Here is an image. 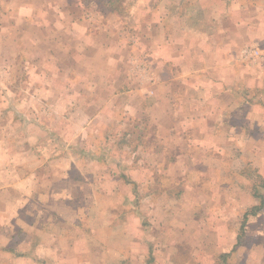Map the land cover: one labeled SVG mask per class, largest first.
I'll list each match as a JSON object with an SVG mask.
<instances>
[{
  "label": "crops",
  "instance_id": "obj_1",
  "mask_svg": "<svg viewBox=\"0 0 264 264\" xmlns=\"http://www.w3.org/2000/svg\"><path fill=\"white\" fill-rule=\"evenodd\" d=\"M93 1L86 0V3ZM107 3L110 4V0ZM94 17L99 18V14L93 15L87 10L81 15L68 16L64 21H72V27L84 25L90 32L94 28ZM169 19L176 20V17L169 16ZM183 19L186 21L188 18L183 16ZM230 19L236 20L233 21L235 29L243 24L242 21L240 24L237 16ZM185 28L165 32L166 37L192 36L189 40L191 43L198 31L186 25ZM246 28L250 29L249 26ZM156 31L154 28L152 36H158ZM225 31L222 42L216 44L204 41L201 31V41L197 44L184 42L181 45L170 38L164 40L156 50H151L159 70H155L147 59L136 61L140 57L138 54L135 59L137 70L133 69V74L124 78L126 86L119 91L109 84L111 76L105 74L107 81L102 87L103 103L106 107H112L114 103L113 107L118 108L119 112H56L55 116L52 115L61 123L71 116L73 129L83 130L74 137L66 155L59 151L53 157L46 158L41 151L43 144L37 141L20 151H14L11 142L6 146L0 144V149L4 150L0 155V264H43L49 258L58 262L67 261L68 253L73 259V250L68 249L74 238H77L75 245L83 239L89 246L115 243L119 253L129 257L135 232L143 228L144 206L151 214L162 210L167 216V227L171 223V228L175 229L174 222L183 220L187 211V201L184 203L186 188L178 197L172 198L168 192L174 184L171 170H175L176 165L182 169L186 166L185 187L192 183L199 185L202 175H205L203 184L214 192L216 184L223 179L229 180L222 170L230 162L245 163L243 169L247 167V173L249 167H254L253 172L260 176L252 178V183L240 191L247 198L246 201L250 200V204L240 208V234L244 236L247 228L257 221H262L263 227L264 172L255 165L261 164L260 154L254 152L255 142L250 141L248 145L251 150L241 151L240 158L236 160L225 156L239 144V126L233 124V116L243 112L244 133L257 123L253 122L252 112H263L261 119L264 121V28L258 33L262 41L244 38L242 43L236 45L233 31ZM98 49V46H93L91 50ZM185 49L188 51L186 55L183 53ZM193 52L200 55L201 60H193ZM81 54L85 56V53ZM181 55L184 56L183 61L176 63ZM170 63L175 69L172 75L166 72V66ZM106 64L109 65V62L106 61ZM128 97H133L140 105L151 99L154 106H162V111L155 112L154 108H150L139 112L140 107L138 109L136 106V112H127L130 107L123 99ZM178 101L183 104V120L174 109ZM117 114L120 117L123 115V119L113 130L108 122ZM177 115L178 119L175 120ZM84 117L86 119L80 121ZM146 117H149V124L144 121ZM122 120L138 123L134 127V141L140 144L138 149L136 143L134 149H118L127 141V134L129 138V130H133L128 125L124 128ZM142 120L144 123L139 122ZM178 120H181V124L176 125ZM241 137L249 141L248 136ZM85 141L88 144L86 147ZM65 143L62 146L60 143V150L65 149ZM258 147L261 148L259 143ZM8 168L14 169V172L8 171ZM241 173L238 175L242 176ZM125 179H132L135 184L125 185L122 183ZM205 192L206 195L212 193L208 190ZM213 200L214 208L216 201ZM262 204V209L254 215L249 214L248 221L244 222L245 214L256 211ZM263 232L251 242L250 252L256 250L264 255ZM230 236L234 247L229 252L220 251L214 264H239L234 262L235 257L244 245L238 235L231 232ZM87 255L88 260L107 264V255L103 253L100 260L99 252H95L93 247H90ZM244 264L252 263L245 260Z\"/></svg>",
  "mask_w": 264,
  "mask_h": 264
},
{
  "label": "rangeland",
  "instance_id": "obj_2",
  "mask_svg": "<svg viewBox=\"0 0 264 264\" xmlns=\"http://www.w3.org/2000/svg\"><path fill=\"white\" fill-rule=\"evenodd\" d=\"M107 2L108 0H95L88 4L86 0H0V144L6 146L11 142L14 151H20L37 141L43 144L41 151L46 158L53 157L59 151L66 155L65 153L70 151L69 146L74 137L83 130L73 129L71 116L61 123L52 115L55 116L56 112L64 114L119 112L118 108L113 107L114 103L112 107H106L103 103L102 87L107 81L105 74L111 76L109 84L119 91L126 86L124 78L133 74V69L137 70L136 61L147 59L146 61L151 62L155 70H159L151 56V50L152 48L156 50L166 39L170 38L176 44L182 45L184 42L197 44L203 38L204 41L216 44L222 42L225 30L231 29L234 45L242 43L244 38L262 41L258 33L264 28V0H147L146 3L145 0H110V4ZM87 10L88 13L93 12V15L99 14V18L94 17V28L90 32L84 25L72 27L70 26L73 24L72 21H64L68 16L81 15ZM174 15L176 20L169 19V16ZM183 16L188 19L185 21ZM231 16H237V20L243 22V24L240 22L238 29H235L236 20L231 21ZM185 25L189 29L198 31L195 33L197 37H194L191 43L189 40L192 36L166 37L165 32L169 33L179 27L185 30L187 29ZM247 26L250 29L246 28ZM154 28L157 29L158 34L155 37L152 36ZM200 31L204 33L201 38ZM229 43L231 42H227ZM87 44V48L83 47ZM93 46H98L100 49L91 50ZM81 52L85 53V56ZM183 53L186 55L188 51L185 49ZM138 54L140 57L135 61ZM183 58L184 56L181 55L176 63L183 61ZM192 58L201 60L200 55L194 52ZM171 66L173 63L166 66L169 75L175 70ZM123 100L129 104L130 110L127 112H136V106L138 109L140 107L139 112L141 109L150 108H154L155 112L162 111V106H154L151 99L141 105L135 102L133 97ZM129 101L135 104H130ZM182 107L180 101L174 105V109L176 108L180 119L183 120ZM242 113L232 117L233 124L239 126L238 147L230 150L225 157L236 160L240 158L241 151L251 150V146L248 145L250 141L255 142L254 152L261 156L259 160L261 164L255 165L261 167L264 172V132H262L264 121L261 119L263 112H252L253 122L257 123L249 127L247 133L243 132L245 121L241 116ZM122 117L123 115L120 117L117 114L108 122V126L115 130L114 127ZM85 119L84 117L80 121ZM177 119L178 115L175 120ZM144 121L147 123L149 117ZM144 121L139 122L144 123ZM122 122L124 128L128 125L133 127V130H129V138L127 134V141L118 146V149L126 147L134 149L135 143L138 149L140 144L134 141L136 136L134 127L138 123L125 120ZM175 124H181V120ZM259 126L260 128L257 129ZM241 135L244 138L248 136L249 141L242 140ZM55 140L57 143H54ZM63 142H66V150H60V143L62 146ZM87 145L85 141L84 146ZM2 151L4 150L0 149V155ZM251 153L253 155V152ZM129 161L130 159L126 163ZM244 166L243 162L240 164L230 162L225 166L222 173L224 177L227 174L229 180L223 179L221 183L216 184V192H214L203 184L205 175H202L203 179L199 181V185L194 186L192 183L188 185L189 187H185L186 166L182 169L176 165L175 170H171L174 180L172 184H174L168 192L172 198L178 197L186 188L184 203L187 201V211L183 220L180 223L174 222L175 229L171 228V223L167 227L165 222L167 216L162 210L160 213L151 214L144 206L146 212L142 222L143 230L135 232L131 244L132 256L120 254L115 243L89 246L86 241L83 242L85 240L83 239L78 240L76 243L78 245H75L77 238H74L68 249V251L73 250V259L68 253L67 261L65 259L58 262L49 258L43 264H97L96 260L87 259L90 247L95 248V252H99L100 260L105 253L107 264H173V262L214 264L213 261L220 251L229 252L234 247L235 243L231 242L233 241L231 232L238 235V239L244 245L236 255L235 263L244 264L245 260H249L252 264H264V255L256 250L250 252L251 242L257 240V235L264 230L262 221L249 226L244 236L240 234L242 222L240 208L250 204V200L246 201L247 198L240 191L245 190L248 184L252 183V178L260 176L257 172H253L254 167H249L247 173V167L243 169ZM8 171L13 173L14 169ZM239 173L242 176H239ZM42 175L46 176L43 173ZM232 176L234 179L230 178ZM237 179L240 180L236 181ZM122 183L128 186L135 184L132 179H125ZM206 190L212 193L206 195ZM212 200L216 201L214 208ZM125 242L128 243L127 240ZM123 246L126 247V244Z\"/></svg>",
  "mask_w": 264,
  "mask_h": 264
},
{
  "label": "trees",
  "instance_id": "obj_3",
  "mask_svg": "<svg viewBox=\"0 0 264 264\" xmlns=\"http://www.w3.org/2000/svg\"><path fill=\"white\" fill-rule=\"evenodd\" d=\"M112 1V0H111ZM263 203V202H262ZM264 204V203H263ZM263 204L259 207V208H256V211L254 210H251L250 212H248V213H246L245 214V216H244V222H247L248 221V215L249 214H252V215H254V214H256L257 213V211H259L260 209H262V206H263ZM244 229V227H242V230ZM224 256V255H223ZM223 256L221 257V258H223Z\"/></svg>",
  "mask_w": 264,
  "mask_h": 264
}]
</instances>
